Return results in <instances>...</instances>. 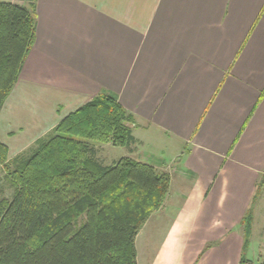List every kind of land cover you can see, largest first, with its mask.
Returning <instances> with one entry per match:
<instances>
[{
	"label": "crops",
	"instance_id": "1",
	"mask_svg": "<svg viewBox=\"0 0 264 264\" xmlns=\"http://www.w3.org/2000/svg\"><path fill=\"white\" fill-rule=\"evenodd\" d=\"M36 18L35 45L1 113L0 138L29 127L43 138L112 93L135 118L133 135L155 129L186 145L183 173L194 179L150 264H204L215 249L243 248L250 210L249 248L257 245L264 230V186L256 198L264 177V0H37ZM169 202L158 219L177 204ZM197 229L215 242L187 262Z\"/></svg>",
	"mask_w": 264,
	"mask_h": 264
},
{
	"label": "trees",
	"instance_id": "2",
	"mask_svg": "<svg viewBox=\"0 0 264 264\" xmlns=\"http://www.w3.org/2000/svg\"><path fill=\"white\" fill-rule=\"evenodd\" d=\"M36 4L0 0V116L35 45ZM135 127L118 98L103 92L37 140L28 156L10 159L0 138V168L14 189L12 199L0 196V264H138L137 237L163 207L171 176L132 158L105 166L95 149L129 148ZM263 186L264 178L256 198ZM253 222L250 210L244 251Z\"/></svg>",
	"mask_w": 264,
	"mask_h": 264
},
{
	"label": "rangeland",
	"instance_id": "3",
	"mask_svg": "<svg viewBox=\"0 0 264 264\" xmlns=\"http://www.w3.org/2000/svg\"><path fill=\"white\" fill-rule=\"evenodd\" d=\"M37 117L38 115H36V118ZM31 128L32 127H29L28 130H30V132L28 134H22L21 136L15 135L16 137L13 138H9V136L13 133L14 129H12V131L8 129L5 133L4 131L2 132L3 134L1 135V140L10 149V159L17 157L18 155H30L37 140L40 139L37 138L39 134H33ZM27 131L25 133H27ZM48 133L50 134L51 132ZM134 135L138 141L129 148H116L112 145H95L96 159L105 166H111L122 158H132L141 163L152 165L159 172L166 173L171 176L172 187L164 205L168 201H170V205L172 202L177 204L172 206L173 209L172 207L169 209L166 218L158 219L157 212L159 211H156L152 215V219L150 218V222L148 221L149 224H146L147 226L145 225L146 227L140 232L136 242L138 264H150L153 256L156 255L158 248L163 241L164 233L166 232L169 223L176 216L175 211L177 209V205H180L178 202H180L181 195L186 193V190L189 188V184H192L194 179L183 173L185 163L184 152L186 145L169 136L158 134L155 129H151L150 131H136ZM13 195L14 189L10 186L9 182H7L6 172L0 168V196L12 199ZM164 215L165 214H163L162 217H164ZM81 222H84V220H81L80 223ZM260 223L264 224L262 222ZM237 231L239 232V229ZM259 231H261V229ZM263 233L264 230H262V234ZM262 234L259 233L255 235L257 245L254 243V245H251V247L247 248L246 251H244V247L242 248L241 243L239 244V248H237V245L233 249H225L224 251L215 249L212 253H210L208 258H206L204 264H241L243 255L249 260L248 264H260V261L264 257V235ZM214 236L215 235L210 233L208 230L197 229L196 235L193 237L195 240L191 243V250L189 251L187 262L194 257V255L196 257L199 256L201 259L203 258L201 257L202 253H206L208 250L211 252V248L209 249V247L215 242L211 239Z\"/></svg>",
	"mask_w": 264,
	"mask_h": 264
}]
</instances>
